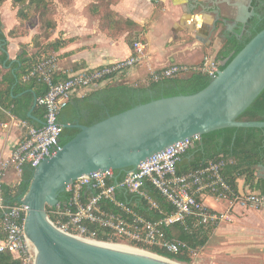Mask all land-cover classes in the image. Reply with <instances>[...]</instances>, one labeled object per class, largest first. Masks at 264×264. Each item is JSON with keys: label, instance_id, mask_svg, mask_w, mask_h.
Listing matches in <instances>:
<instances>
[{"label": "crops", "instance_id": "1", "mask_svg": "<svg viewBox=\"0 0 264 264\" xmlns=\"http://www.w3.org/2000/svg\"><path fill=\"white\" fill-rule=\"evenodd\" d=\"M55 2L56 8L51 16L55 26L48 33L41 32L38 22L36 26L22 27V32L14 36L10 31L19 23L16 10L10 1L0 6V24L6 35L7 53V58L0 62V81L22 66L19 55L23 49L27 52V57H33L32 63L37 62L41 53L56 56L59 69L57 74L63 77V70L71 73L125 59L132 53L133 42L141 38L147 43L145 59L113 84L145 87L150 84L145 80L152 70L172 63L196 65L205 54L217 56L227 37L235 35L241 38L244 24L239 19L241 9L237 3H247V0ZM225 61L220 60L221 63ZM5 87L6 83L2 82L0 90ZM105 88L103 86L84 94L77 92L70 104L61 110L60 122H74L79 116H86L93 109L101 107L106 98L102 91ZM6 114L10 119L0 125V171L24 136V130L17 121L20 118L14 117L9 111ZM29 115L38 124L44 122V116L38 110L31 111ZM191 159V154L184 153L180 162H189ZM19 179L20 176L12 168L6 170L5 185H17ZM235 179L239 192L260 193L255 184L264 179V163L255 166L254 184L247 182L245 175ZM143 191L153 199L144 188ZM91 193L94 191L86 188V194ZM201 198L212 210L226 214L227 218L212 228L200 254L213 262L223 258V261L240 260L248 264H264V209L239 205L230 207L228 201L217 200L206 193Z\"/></svg>", "mask_w": 264, "mask_h": 264}, {"label": "built area", "instance_id": "2", "mask_svg": "<svg viewBox=\"0 0 264 264\" xmlns=\"http://www.w3.org/2000/svg\"><path fill=\"white\" fill-rule=\"evenodd\" d=\"M147 55V43L143 39L133 42L132 53L125 59L102 66L77 71H62L59 77L56 56L41 53L25 80L36 79L46 86V92L36 100L45 109L44 122L35 126L27 120L18 119L24 130V136L15 146L11 156L3 163L0 171V210L4 238L0 240V252H9L19 258L22 264H35L36 247L25 231L26 205L11 203L4 195L6 170L12 168L21 180L25 167L33 170L47 157L62 148L60 136L64 126L59 120L60 112L66 108L77 92H88L117 82L132 68L143 62ZM223 64L212 54H205L196 65L172 63L164 68L152 70L146 83L164 79L183 77L193 72H202L215 78ZM61 75V76H62ZM200 135L186 138L164 151L143 161L135 173L127 172L123 181L110 183L114 178L113 170L90 173L70 183L66 191L70 198L64 205L53 206L52 213L57 216L54 222L60 229L83 239L125 244L138 242L142 245H160L172 253L189 249L187 243L168 240L164 226L179 223L191 231L194 227H215L227 215L212 210L202 200L203 194H209L217 200H226L230 207L239 205L244 208L264 209V195L258 192L241 193L233 188L223 174V169L232 160L224 155L211 159L206 164L186 174H179L177 164L184 153L196 142ZM148 180L173 206L170 213L158 220H151L139 214L132 205L116 198L118 188H125L131 193L145 196L152 207L159 204L143 191V184ZM86 188L94 193L86 194ZM103 200L113 202L119 213L104 209ZM106 236L101 240L99 236ZM191 249V248H190ZM192 250V249H191ZM200 249L192 250L193 256Z\"/></svg>", "mask_w": 264, "mask_h": 264}, {"label": "water", "instance_id": "3", "mask_svg": "<svg viewBox=\"0 0 264 264\" xmlns=\"http://www.w3.org/2000/svg\"><path fill=\"white\" fill-rule=\"evenodd\" d=\"M251 2L237 3L244 25L255 14ZM263 90L264 29L198 92L153 99L92 125L63 123L80 132L33 170L27 192L17 198L27 207L25 231L36 247L35 264H175L144 249L128 251L74 236L49 218L47 206L58 204L59 195L79 177L110 169L114 178L115 172L135 173L143 161L194 135L264 128V121L238 119Z\"/></svg>", "mask_w": 264, "mask_h": 264}, {"label": "trees", "instance_id": "4", "mask_svg": "<svg viewBox=\"0 0 264 264\" xmlns=\"http://www.w3.org/2000/svg\"><path fill=\"white\" fill-rule=\"evenodd\" d=\"M11 1L16 10L18 24L10 31L11 35L22 32L21 28L26 23L37 18L40 23L41 32L48 33L54 28L55 23L51 18L56 8L55 0H0V6L5 2ZM257 12L262 13L261 17H254L242 30L243 36H229L218 52L217 60H226L222 65L224 69L227 64L245 47V45L262 29H264V10L258 8V2L255 0L252 5ZM41 33V34H42ZM6 35L3 33L0 24V62L7 58L6 53ZM22 66L13 74L9 73L0 81L6 83L5 89L0 90V125L8 121L10 116L6 114L9 111L16 118L27 120L29 123L40 126L29 115L31 111L38 110L40 114L45 115V109L39 104H35L37 98L46 92V86L36 79L25 80L24 77L30 72L35 62H31L33 57H27V52L23 49L19 55ZM18 67V66H17ZM212 78L202 72H193L183 77H174L164 79L159 82H152L148 86L133 87L124 84H108L103 91L106 98L101 107L93 109L86 116H79L74 122L85 125H92L109 115L122 112L136 105L149 102L160 97L174 96L179 94H192L205 88ZM70 104V103H69ZM239 120H257L264 121V90L255 99L239 117ZM80 132L79 128H64L60 136V143L64 145L76 134ZM198 145V146H197ZM192 159L189 162H178L177 171L179 174H186L203 167L207 161L216 159L220 155L230 158L232 161L223 169L226 179L236 189L235 178L245 175L246 181L250 184L255 183V166L264 163V128L257 127H228L212 131L201 137L199 144L187 150L186 155ZM193 154V155H192ZM125 173L115 172V178L110 183L120 182ZM33 176V169L25 167L21 180L17 185H4V195L7 201L14 203L17 198L27 192L30 181ZM256 188L264 195V179L256 182ZM152 195L153 199L159 204V208H154L148 199L136 193H128L125 188H118L116 198L132 205L139 213L151 220H158L164 217L165 213H170L174 208L164 198V196L146 180L142 187ZM70 198L69 192L59 195V203L64 205ZM101 206L104 209L119 213L117 206L109 201L103 200ZM53 207L47 206L49 218L57 221V216L52 213ZM2 212L0 210V239L4 238L1 225ZM213 227H194L191 222V231L185 229L184 225L179 223L164 226V231L168 240H179L187 243L189 249L181 250L175 254L160 245H142L138 242H130V245L144 249L158 255L167 257L178 263L192 264V250L201 249L208 241L209 233ZM101 240L106 241V236H99ZM192 250H191V249ZM0 264H22L21 260L9 252H0Z\"/></svg>", "mask_w": 264, "mask_h": 264}, {"label": "rangeland", "instance_id": "5", "mask_svg": "<svg viewBox=\"0 0 264 264\" xmlns=\"http://www.w3.org/2000/svg\"><path fill=\"white\" fill-rule=\"evenodd\" d=\"M38 22L39 21L37 20V18H35V19L31 20L29 23H26L24 25L26 27L36 26V25H38ZM200 253L201 252L199 251L197 255L193 256L192 264H248V263L242 262L240 260H227V261L224 260L223 261V258L216 259L213 262V260L207 258L205 255L200 254Z\"/></svg>", "mask_w": 264, "mask_h": 264}, {"label": "bare ground", "instance_id": "6", "mask_svg": "<svg viewBox=\"0 0 264 264\" xmlns=\"http://www.w3.org/2000/svg\"><path fill=\"white\" fill-rule=\"evenodd\" d=\"M106 245H109L111 247H115L118 249H123V250H128V251H135V252H139V253H146V251L139 249V248H135V247H131L125 244H118V243H106ZM175 264H183V263H177L175 262Z\"/></svg>", "mask_w": 264, "mask_h": 264}, {"label": "flooded vegetation", "instance_id": "7", "mask_svg": "<svg viewBox=\"0 0 264 264\" xmlns=\"http://www.w3.org/2000/svg\"><path fill=\"white\" fill-rule=\"evenodd\" d=\"M254 1L255 0H252L250 8L255 12V14L249 18L248 22H250V20L254 19V17H256V16L261 17V15H262V13L257 12V10L252 6ZM256 1L258 2V8L261 9V11L264 10V0H256Z\"/></svg>", "mask_w": 264, "mask_h": 264}]
</instances>
